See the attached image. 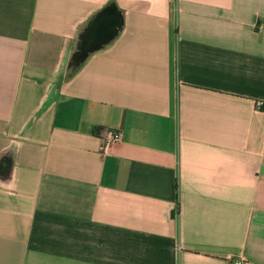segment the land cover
<instances>
[{"label": "crops", "instance_id": "0c3cea01", "mask_svg": "<svg viewBox=\"0 0 264 264\" xmlns=\"http://www.w3.org/2000/svg\"><path fill=\"white\" fill-rule=\"evenodd\" d=\"M255 99L264 0H0V264H264Z\"/></svg>", "mask_w": 264, "mask_h": 264}, {"label": "built area", "instance_id": "2783aa9c", "mask_svg": "<svg viewBox=\"0 0 264 264\" xmlns=\"http://www.w3.org/2000/svg\"><path fill=\"white\" fill-rule=\"evenodd\" d=\"M263 106H264V101L262 99H255L254 100L255 109H262ZM119 139H120V132L118 130H112L109 143L116 142ZM233 264H245V262L242 259H234Z\"/></svg>", "mask_w": 264, "mask_h": 264}, {"label": "water", "instance_id": "95a60500", "mask_svg": "<svg viewBox=\"0 0 264 264\" xmlns=\"http://www.w3.org/2000/svg\"><path fill=\"white\" fill-rule=\"evenodd\" d=\"M95 46V45H94ZM93 45H92V47H94Z\"/></svg>", "mask_w": 264, "mask_h": 264}]
</instances>
